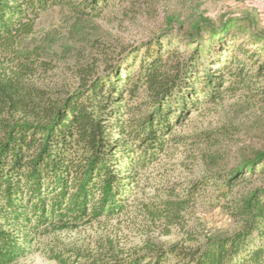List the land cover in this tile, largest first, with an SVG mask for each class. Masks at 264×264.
<instances>
[{
  "label": "trees",
  "instance_id": "trees-1",
  "mask_svg": "<svg viewBox=\"0 0 264 264\" xmlns=\"http://www.w3.org/2000/svg\"><path fill=\"white\" fill-rule=\"evenodd\" d=\"M144 1L0 0V264H16L42 235L124 212L143 170L204 105L251 89L264 99V29L239 16L170 23L113 50L101 69H83L73 87L37 84L51 64L24 41L40 15L58 8L80 20ZM210 184L238 224L229 234L194 246L150 243L127 256L57 247L46 256L54 264H264V148L216 179L202 176L183 198L171 192L153 213L180 225L194 192Z\"/></svg>",
  "mask_w": 264,
  "mask_h": 264
},
{
  "label": "rangeland",
  "instance_id": "rangeland-1",
  "mask_svg": "<svg viewBox=\"0 0 264 264\" xmlns=\"http://www.w3.org/2000/svg\"><path fill=\"white\" fill-rule=\"evenodd\" d=\"M237 16L253 19L264 29V0H146L135 6L111 5L96 17L80 20L55 8L40 15L24 46L40 49L51 64L38 85L70 88L83 69L91 65L101 69L113 50L145 41L168 29L170 23L174 29L178 25L188 28L200 20L217 24ZM95 44L99 47L94 48ZM248 93L204 105L176 128L175 141L143 170L124 212L42 235L16 264H54L46 256L50 247L127 256L143 253L150 243L164 248L194 246L235 231L238 224L222 207L224 201H217L212 184L194 192L193 201L181 213L180 225L170 224L153 210L161 212V202L171 192L183 198L202 176L216 179L241 156L264 148V99L253 89ZM243 192L244 188L237 189L236 196Z\"/></svg>",
  "mask_w": 264,
  "mask_h": 264
}]
</instances>
